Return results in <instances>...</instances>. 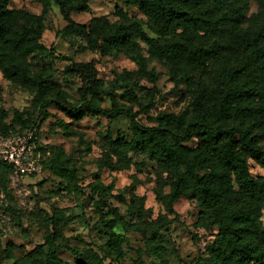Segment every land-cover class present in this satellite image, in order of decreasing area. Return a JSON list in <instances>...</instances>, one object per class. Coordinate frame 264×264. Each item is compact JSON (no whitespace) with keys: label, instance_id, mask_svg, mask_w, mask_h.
<instances>
[{"label":"rangeland","instance_id":"374dc122","mask_svg":"<svg viewBox=\"0 0 264 264\" xmlns=\"http://www.w3.org/2000/svg\"><path fill=\"white\" fill-rule=\"evenodd\" d=\"M192 7L196 27H179L168 34L157 33L149 20L136 6L123 0H90L89 11H72V20L89 27L92 18H103L110 23L138 24L128 40L136 45L141 63L132 60L130 45L121 51L113 47L102 50V39L94 51H83L96 36L87 30L66 31L69 25L60 6L52 2L46 15L48 27L42 43L54 48L65 59L29 56L32 70L49 67L53 86L68 94L70 103L79 101L87 89L83 77L71 71L86 64V76L91 82L101 80L105 94L114 95L127 106H133L136 122L153 126L151 118L160 114L194 115V103L205 100L207 106L218 90L221 75L236 69L241 55L228 44L229 20L212 0H196ZM242 25L257 29L263 18L258 4L235 0ZM11 9L22 13L42 14L38 0H11ZM23 15L19 24H24ZM150 37L155 47L172 46L187 41L193 50L203 49L206 58L194 54L164 59L155 55L144 37ZM55 98V94L28 86L21 78L8 79L0 71V127L17 128L32 124L37 129L39 144L50 153L62 152L61 158L75 169L77 177L68 182L49 170L38 177H16L0 168V264H47L49 238L54 236L61 246L58 256L68 264H76V256L67 246L78 247L84 256L96 252L107 254L108 237L101 234L100 215L88 197L90 184L102 183L109 187L104 208L110 210L121 223L116 231L126 241L125 255L115 254L107 262L113 264H205V249L214 240L217 228L199 229L197 222L202 208L195 200L182 197L175 205V213L166 211L158 200L156 190L166 184V175L158 173L156 162L139 152H129L119 160L107 149L109 138L131 139L134 129L129 117L119 114L114 118L92 115L83 109L80 119H74L55 106L42 109L41 104ZM104 107L111 108L105 95ZM261 99L251 104L260 106ZM208 107V106H207ZM49 114V115H46ZM255 135L264 147V131L255 121ZM194 135L188 144L197 147ZM251 173L264 176V167L249 160ZM109 218H113L110 216ZM264 223V214L262 216ZM155 234L158 245L149 242Z\"/></svg>","mask_w":264,"mask_h":264},{"label":"trees","instance_id":"16d2710c","mask_svg":"<svg viewBox=\"0 0 264 264\" xmlns=\"http://www.w3.org/2000/svg\"><path fill=\"white\" fill-rule=\"evenodd\" d=\"M11 0H0V71L8 79L21 78L36 89L55 94L41 104L42 109L55 106L67 116L80 119L83 109L92 115L114 118L124 114L130 118L134 129L133 136L127 140L122 137L109 138L107 149L119 160L129 152H139L158 165V173L166 175V184L170 190L157 188L158 200L166 211L175 213L174 205L182 197L195 200L202 208L197 227L199 229L217 228L214 240L206 246L205 264H264V176L255 177L250 170L249 160L253 159L264 167V147L255 135V121L264 131V0H248L258 4L263 13L257 29L242 25L239 10L234 6L235 0H212L213 4L228 16V44L242 59L239 67L225 71L221 75L219 90L211 97L213 102L207 106L205 100L194 103V115L160 114L151 118L157 122L153 126L140 125L135 120L133 106L122 103L114 93L105 94L101 80L91 82L86 76V64L73 67L71 71L83 77L87 89H83L82 99L68 102V94L60 87L50 83L53 70L41 67L32 70L29 56L39 54L45 58L65 59L56 54L54 48L42 43V37L48 27L46 15L52 2L57 3L68 21L66 31L83 30L96 36L90 40L83 51L97 49V42L102 39V50L113 47L121 51L130 45V56L136 63H141L136 54V45L128 40L138 24L125 25L110 23L103 18H92L88 28L76 24L71 18L72 11H89L90 0H38L43 4L42 14L22 13L11 9ZM128 5L136 6L157 33L166 35L179 27H196L197 20L192 7L196 0H123ZM229 14H228V13ZM23 15L24 24L19 20ZM156 56L161 59L178 58L194 54L195 58H206L203 49L193 50L187 41L172 46L155 47L150 37H144ZM142 64V63H141ZM107 95L112 107H104ZM261 99L260 106L251 104ZM46 115H49L46 113ZM11 128L0 127V131L23 130L34 126ZM199 140L198 146L188 144L192 136ZM45 153L47 148L40 145ZM62 152L46 155L43 172L49 170L54 175L72 182L77 172L61 158ZM0 168L12 173L11 166L0 163ZM42 172V173H43ZM88 197L94 202L102 224L101 234L108 237L107 254L92 253L85 257L78 247L67 246V250L76 256V264H113L108 257L115 254L118 259L124 257L123 244L126 239L116 227L120 221L106 211L105 195L109 187L102 183L90 184ZM112 216L113 218H109ZM160 236L155 234L150 245L156 247ZM61 246L56 238H49L47 264H68L59 256Z\"/></svg>","mask_w":264,"mask_h":264},{"label":"built area","instance_id":"2783aa9c","mask_svg":"<svg viewBox=\"0 0 264 264\" xmlns=\"http://www.w3.org/2000/svg\"><path fill=\"white\" fill-rule=\"evenodd\" d=\"M46 153L40 149L37 129L0 131V163L11 166L16 177H38L43 172Z\"/></svg>","mask_w":264,"mask_h":264}]
</instances>
